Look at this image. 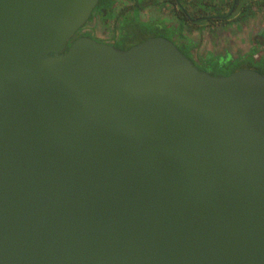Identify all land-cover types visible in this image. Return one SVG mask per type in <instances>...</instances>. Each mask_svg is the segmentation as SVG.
I'll list each match as a JSON object with an SVG mask.
<instances>
[{"label":"water","instance_id":"95a60500","mask_svg":"<svg viewBox=\"0 0 264 264\" xmlns=\"http://www.w3.org/2000/svg\"><path fill=\"white\" fill-rule=\"evenodd\" d=\"M98 2L0 0V264H264V76L77 36Z\"/></svg>","mask_w":264,"mask_h":264},{"label":"trees","instance_id":"16d2710c","mask_svg":"<svg viewBox=\"0 0 264 264\" xmlns=\"http://www.w3.org/2000/svg\"><path fill=\"white\" fill-rule=\"evenodd\" d=\"M149 10L157 15L141 18L142 13ZM256 14L262 17L264 26V0H99L90 20L77 36L92 38L84 31L89 24L98 23L104 33L111 34L109 39L113 45L122 50L149 38L164 37L173 41L198 69L211 75L227 76L238 70L251 69L264 76V30L259 36L261 41L255 38L245 56L208 54L200 62L193 53L197 44L191 43L189 38L192 33L205 28L213 32L234 23L245 24Z\"/></svg>","mask_w":264,"mask_h":264},{"label":"rangeland","instance_id":"374dc122","mask_svg":"<svg viewBox=\"0 0 264 264\" xmlns=\"http://www.w3.org/2000/svg\"><path fill=\"white\" fill-rule=\"evenodd\" d=\"M148 14V15H147ZM157 13L149 10L148 12H143L141 18L146 19L147 16L155 17ZM148 17V18H149ZM90 27L93 29L89 32V35L93 36L92 38L96 40H100L101 42L109 45H113L114 43L109 39L111 34L104 33L103 29L100 28L98 23L89 24L87 28ZM264 30V26L262 23V17L260 15H255L250 18L245 24L243 23H234L232 26L217 29L214 38L209 39L210 36L206 35L202 37V40L199 42V45L193 49V53H195V59L197 62L199 60H204L208 54H212L213 56H221L224 54H228L231 57H243L245 56L249 50L253 47V40H260V33ZM206 34V33H205ZM210 34V33H209ZM191 43H198L195 38V35L192 33L189 36Z\"/></svg>","mask_w":264,"mask_h":264},{"label":"crops","instance_id":"0c3cea01","mask_svg":"<svg viewBox=\"0 0 264 264\" xmlns=\"http://www.w3.org/2000/svg\"><path fill=\"white\" fill-rule=\"evenodd\" d=\"M237 24H239V23H237ZM231 26H232V25H231ZM217 29H218V28H217ZM217 29H215L213 32H211V31H209L208 28H205V29H204L203 31H201V32H200V31H196V32H194L193 34L195 35V38H196L195 41L198 42V43H196V44L199 45V42L202 40V37H204V36H206V35L210 36L209 39L214 38ZM205 33H206V34H205ZM209 33H210V34H209Z\"/></svg>","mask_w":264,"mask_h":264},{"label":"built area","instance_id":"2783aa9c","mask_svg":"<svg viewBox=\"0 0 264 264\" xmlns=\"http://www.w3.org/2000/svg\"><path fill=\"white\" fill-rule=\"evenodd\" d=\"M90 31H92V33L94 32L92 28L88 27V28H86V30L84 32L89 34ZM84 32H82V33H84Z\"/></svg>","mask_w":264,"mask_h":264}]
</instances>
